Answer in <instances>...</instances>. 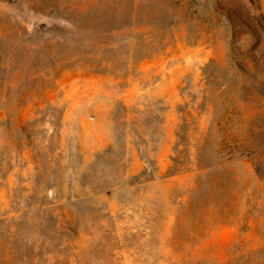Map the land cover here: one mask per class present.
Returning a JSON list of instances; mask_svg holds the SVG:
<instances>
[{
  "label": "rangeland",
  "instance_id": "rangeland-1",
  "mask_svg": "<svg viewBox=\"0 0 264 264\" xmlns=\"http://www.w3.org/2000/svg\"><path fill=\"white\" fill-rule=\"evenodd\" d=\"M0 264H264V0H0Z\"/></svg>",
  "mask_w": 264,
  "mask_h": 264
}]
</instances>
